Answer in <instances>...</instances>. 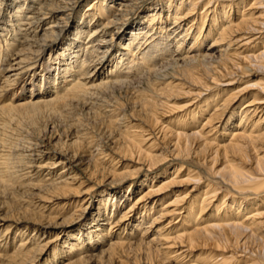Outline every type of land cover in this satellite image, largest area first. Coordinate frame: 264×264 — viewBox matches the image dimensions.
<instances>
[{"label": "bare ground", "instance_id": "bare-ground-1", "mask_svg": "<svg viewBox=\"0 0 264 264\" xmlns=\"http://www.w3.org/2000/svg\"><path fill=\"white\" fill-rule=\"evenodd\" d=\"M0 10V93L20 96L7 112L35 118L80 94L132 92L101 108L109 144L72 135L29 152L27 175L46 184L30 186L36 212L0 211V240L18 231L0 259L38 264L53 247L47 264H264V0Z\"/></svg>", "mask_w": 264, "mask_h": 264}, {"label": "rangeland", "instance_id": "rangeland-1", "mask_svg": "<svg viewBox=\"0 0 264 264\" xmlns=\"http://www.w3.org/2000/svg\"><path fill=\"white\" fill-rule=\"evenodd\" d=\"M84 6L85 3L81 5L80 9L82 10ZM6 10L7 8L5 9V11ZM5 20H7V18L5 19L0 17V28L3 27V25H5L3 23V21ZM4 38L5 37L2 38L0 37V77H1V70L4 67V60H7L6 57L4 56L5 53V44L3 40ZM53 75L54 73L51 74L52 79L54 77ZM0 83H1V78H0ZM36 86H37L36 90H39L40 87L44 86V82L43 81L38 82L36 83ZM32 90L35 89L33 88ZM8 92L6 94L0 93L1 96L0 97V211L1 210L6 211V209L7 210L9 209L10 212L14 208L16 207L19 208L21 206L23 207L27 206L33 212L37 211L33 209V207H31L32 203L36 199V197L34 196L36 193L32 188H30V186H32V184L42 185V183L45 182L41 181L43 180V178L41 176H38L40 174L38 175L36 174L33 177L27 175V173L29 172V168L27 167H29L32 164L31 163L32 159L30 158V156H28L30 155L29 152L38 150V145H41L42 142L46 143L51 141V139L55 138V140H61V142L63 141L62 143H64L65 140L68 141L72 139L71 137L72 135L73 137L81 136L80 138L82 139L80 141L82 142L90 141L89 139L97 140V137L100 136L98 137L99 141L100 139H102L101 141H103V143L107 141V143L109 144L110 133L109 131L105 132V129L103 127L102 120L100 118V113H102L103 111V109L101 108H104L105 107L104 105L107 102L126 104L129 98H131L132 96L131 90L127 89L126 87L125 88L117 87L113 91L110 90L101 93L102 95L98 94L99 92H93L90 94V96L88 95V97L84 99L85 101L84 100L80 101L82 99L81 96H83L82 94H80L81 96L78 95L77 97H73V98L69 96L71 98L68 99L66 98V100L76 101L74 102L75 104H72L71 106L67 107L64 110L60 109V110H56L55 112H49L50 114L48 113L46 114L43 110H41V112L37 117L30 118V115H26L24 112L9 113V111L8 112L6 111L4 106L7 104L9 105L11 100H14V98H15L14 101H16L20 97L18 95H16V97L12 96ZM18 92L20 93V91ZM91 96L93 97V99H91L92 98ZM95 96L97 97L96 99L94 98ZM93 101L95 104L93 103ZM83 131L85 132V135ZM88 135L89 136L91 135V137H89ZM92 136L94 137L97 136V137L93 138ZM60 145L62 144L60 143ZM30 146L33 149H31ZM35 146H37V148ZM39 178L42 179L40 180ZM95 203L96 202H94V207H93L94 209L96 206ZM93 208L90 210L89 213L90 215H88V219L89 217H91V212L94 210ZM47 213L44 212L43 215H47ZM7 227L8 225L6 226V228ZM1 230L2 228H0V231ZM64 231L65 229L63 230V232ZM3 232L4 230L1 232V234ZM16 232L18 231L15 230L12 231L10 229L9 232L7 233L10 234L9 239L7 240L6 238H4L5 241L0 240L2 241L0 242L2 245L8 241L6 246L0 245V255L7 254L4 253V251L12 249V246L16 244V242L12 243ZM0 236H4V234ZM54 237L55 236H50L51 240ZM141 255L139 253L137 255V253L134 252V255L130 257V261L133 260L135 262V260L138 259V263H145V260H147V258L144 257L143 254ZM52 256H53V247L49 251V254L45 257L46 260L40 261L38 264H47ZM143 257L146 259H144ZM96 261L91 262L90 264H116L114 262L112 263L101 262L97 259ZM147 262H149V260H147ZM0 264H10V263L8 262V260L0 259Z\"/></svg>", "mask_w": 264, "mask_h": 264}]
</instances>
